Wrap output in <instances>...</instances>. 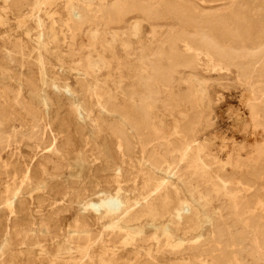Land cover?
Instances as JSON below:
<instances>
[{"label":"rangeland","instance_id":"374dc122","mask_svg":"<svg viewBox=\"0 0 264 264\" xmlns=\"http://www.w3.org/2000/svg\"><path fill=\"white\" fill-rule=\"evenodd\" d=\"M163 1L0 0V264H264V62Z\"/></svg>","mask_w":264,"mask_h":264},{"label":"bare ground","instance_id":"6f19581e","mask_svg":"<svg viewBox=\"0 0 264 264\" xmlns=\"http://www.w3.org/2000/svg\"><path fill=\"white\" fill-rule=\"evenodd\" d=\"M129 1L133 3L136 0ZM223 1V11L203 13L195 4V0H164L161 8L158 11H154V14L157 15L164 12L168 17L178 21L181 25L201 29L206 32L207 36L202 38V44L214 56L226 60L229 65L242 64L243 56L246 54H250L249 56L251 57L248 58V63L255 66L262 64L264 62V40L260 39V37L264 39V25L253 16V10L248 0ZM229 5H231V8L227 7ZM144 8L146 11H152V9L147 7ZM226 42L231 43V47L226 46ZM187 50L193 51L190 48H187ZM191 53L193 56L196 55L195 51ZM183 64H191V59L185 58ZM175 66L174 64L171 65L172 68L169 72L165 73L166 76L174 71ZM160 70L157 67L156 71L160 73ZM117 134L124 137L127 143L123 132L117 131ZM7 204L10 208L11 203L8 202ZM106 204L109 207L117 206L114 200H110ZM89 206L92 209L99 208L95 204ZM209 242L223 246L228 243L227 234L222 225L217 224L214 226ZM194 248L195 245L187 247L188 250ZM223 257V254H218L215 258L219 260Z\"/></svg>","mask_w":264,"mask_h":264}]
</instances>
